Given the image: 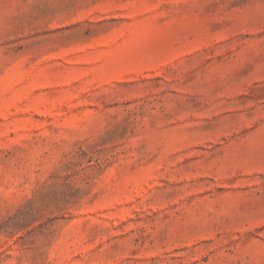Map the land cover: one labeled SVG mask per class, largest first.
I'll return each mask as SVG.
<instances>
[{
  "label": "rangeland",
  "instance_id": "374dc122",
  "mask_svg": "<svg viewBox=\"0 0 264 264\" xmlns=\"http://www.w3.org/2000/svg\"><path fill=\"white\" fill-rule=\"evenodd\" d=\"M0 264H264V0H0Z\"/></svg>",
  "mask_w": 264,
  "mask_h": 264
}]
</instances>
